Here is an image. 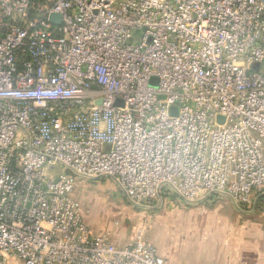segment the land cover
<instances>
[{
  "label": "built area",
  "instance_id": "1",
  "mask_svg": "<svg viewBox=\"0 0 264 264\" xmlns=\"http://www.w3.org/2000/svg\"><path fill=\"white\" fill-rule=\"evenodd\" d=\"M94 179L263 210L264 0H0V264H170L93 231Z\"/></svg>",
  "mask_w": 264,
  "mask_h": 264
},
{
  "label": "crops",
  "instance_id": "2",
  "mask_svg": "<svg viewBox=\"0 0 264 264\" xmlns=\"http://www.w3.org/2000/svg\"><path fill=\"white\" fill-rule=\"evenodd\" d=\"M87 181L80 180L75 187V194L82 206ZM79 183L82 186L77 189ZM190 205L178 202L169 204L164 210L161 208L163 211L168 208L170 220L165 217L164 226H170L171 232L161 237L166 235L164 228V233L161 232L158 238L145 239L156 245L170 264H264V208L252 212L234 204L237 211L227 215L223 209L217 208L214 213L204 203ZM85 216L93 231L101 228L86 212ZM112 240L117 245L130 243H121L113 236Z\"/></svg>",
  "mask_w": 264,
  "mask_h": 264
},
{
  "label": "rangeland",
  "instance_id": "3",
  "mask_svg": "<svg viewBox=\"0 0 264 264\" xmlns=\"http://www.w3.org/2000/svg\"><path fill=\"white\" fill-rule=\"evenodd\" d=\"M142 31H137L135 37H141ZM82 183L77 185V189L81 188ZM112 187V188H111ZM76 190V189H75ZM75 190L72 195L79 199ZM85 197L82 201L85 212L90 219L97 223V227H103V230L97 229L95 232L107 231L121 243L134 242L138 239H156L166 228V237L171 232L170 226H164L165 217L170 220V214L167 209L163 211L164 207L169 204L174 205L181 202L178 198H174L170 203L161 209L144 210L133 207L122 195L115 186L105 179H94L87 181L85 186ZM264 197V196H263ZM263 202V203H262ZM260 205L264 206V201ZM204 203L209 209L215 213V208L223 209L229 215L236 210L232 200L227 197L213 195L191 203L190 206H197ZM264 208V207H263ZM161 210V211H160ZM237 211V210H236ZM232 213V214H233ZM231 214V215H232ZM247 216V215H245ZM170 223V222H168ZM165 239V238H164ZM163 239V241H164Z\"/></svg>",
  "mask_w": 264,
  "mask_h": 264
},
{
  "label": "water",
  "instance_id": "4",
  "mask_svg": "<svg viewBox=\"0 0 264 264\" xmlns=\"http://www.w3.org/2000/svg\"><path fill=\"white\" fill-rule=\"evenodd\" d=\"M53 18H54V20L57 21V22L60 21V16H59V15H54ZM157 82H158V80H157L156 77H153V78L151 79V84H152V85L156 86V85H157Z\"/></svg>",
  "mask_w": 264,
  "mask_h": 264
}]
</instances>
